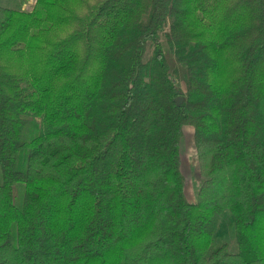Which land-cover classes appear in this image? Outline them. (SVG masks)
<instances>
[{"label":"trees","instance_id":"1","mask_svg":"<svg viewBox=\"0 0 264 264\" xmlns=\"http://www.w3.org/2000/svg\"><path fill=\"white\" fill-rule=\"evenodd\" d=\"M39 3L26 68L37 18L0 6V264H264V0Z\"/></svg>","mask_w":264,"mask_h":264},{"label":"rangeland","instance_id":"2","mask_svg":"<svg viewBox=\"0 0 264 264\" xmlns=\"http://www.w3.org/2000/svg\"><path fill=\"white\" fill-rule=\"evenodd\" d=\"M61 1V0H57ZM0 6L27 12L36 17L31 22V29L29 30L26 42L30 46H26L28 49L21 47L20 50L12 55V62L19 68H26L32 64L34 57L36 56L35 48L39 46L40 40L51 36L54 32V28L46 20V13L41 11L42 6L39 0H0ZM53 19L52 22H54ZM51 27V28H50ZM34 36V37H33ZM35 37H38L36 39ZM35 38V40L33 39ZM39 40V42H38ZM175 66V67H174ZM173 80L178 86L181 93H185L183 75L180 67L173 63ZM180 97H185L180 95ZM179 157H180V172L184 179V193L187 201H196V195L198 187L201 183V176L199 174L197 155L193 144V129L190 126H185L180 139L179 144ZM213 245L216 246L221 243H227L230 251H235V237L232 232V217L229 213H224L220 218L218 227L213 235Z\"/></svg>","mask_w":264,"mask_h":264},{"label":"water","instance_id":"3","mask_svg":"<svg viewBox=\"0 0 264 264\" xmlns=\"http://www.w3.org/2000/svg\"><path fill=\"white\" fill-rule=\"evenodd\" d=\"M184 101V98L183 97H176L174 98V103L176 106H180Z\"/></svg>","mask_w":264,"mask_h":264}]
</instances>
